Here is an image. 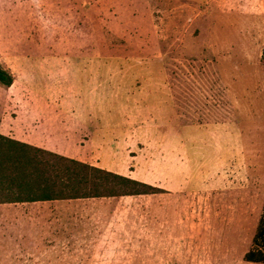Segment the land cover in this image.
Instances as JSON below:
<instances>
[{
	"label": "rangeland",
	"instance_id": "374dc122",
	"mask_svg": "<svg viewBox=\"0 0 264 264\" xmlns=\"http://www.w3.org/2000/svg\"><path fill=\"white\" fill-rule=\"evenodd\" d=\"M263 49L264 0H0L2 132L165 190L86 198L50 231L0 204V264H263L244 260L264 205ZM98 106L110 135L83 124ZM40 113L52 135H24Z\"/></svg>",
	"mask_w": 264,
	"mask_h": 264
},
{
	"label": "trees",
	"instance_id": "16d2710c",
	"mask_svg": "<svg viewBox=\"0 0 264 264\" xmlns=\"http://www.w3.org/2000/svg\"><path fill=\"white\" fill-rule=\"evenodd\" d=\"M13 81V74L0 67V82L11 86ZM163 192V188L0 133V203ZM244 260L264 264V205L252 247L245 253Z\"/></svg>",
	"mask_w": 264,
	"mask_h": 264
},
{
	"label": "crops",
	"instance_id": "0c3cea01",
	"mask_svg": "<svg viewBox=\"0 0 264 264\" xmlns=\"http://www.w3.org/2000/svg\"><path fill=\"white\" fill-rule=\"evenodd\" d=\"M104 69H106V65L104 67ZM150 98V97H148ZM162 99H164V97H162ZM168 100H170V98H168ZM151 105L157 104L156 108L157 111L159 110V106H158V101L154 102V97L153 99H151L150 102H148ZM166 104L164 102H162V111L163 113L165 112H169L168 110H166ZM99 109V117H92L91 114L88 115V118L86 120H84V126L86 127V129H90L92 131V134H105V135H110L112 133V131L108 130L107 127V123L108 120L101 114V112H105L106 109L102 106H98ZM29 118L33 121V123L30 124H26V126H24V135H28L31 132L37 133V134H45V135H52L53 133V129H52V125H49L48 122H46L44 116L42 113L38 114V115H29ZM15 119V118H13ZM4 119L2 118V123ZM112 123H114V125L116 126L117 123H119L118 119L116 117L112 118ZM2 125L0 124V133L2 135L8 136V137H12L16 140H20L22 142L43 148L40 145H36L33 142H30L28 140H24V139H20V138H15L14 136L10 135V131L9 133H4L2 132ZM16 126V125H15ZM10 128L13 129V126L11 127L10 124ZM113 129V128H112ZM90 131V132H91ZM86 198H79V199H60V200H48V201H35V202H6V203H0V204H8V205H18V206H22L24 207V217L28 218L29 220L35 219V218H40V219H48V221L44 224H46V229L44 230H48L50 231L53 227H60V225H54L53 220L51 221V219L53 217L58 218L57 220L61 219L64 221L67 218V215L69 214V208H73L76 206V204H78L77 202H80L82 200H84ZM27 219V220H28ZM30 223V221H29ZM63 226V225H61ZM47 227H50L47 229Z\"/></svg>",
	"mask_w": 264,
	"mask_h": 264
}]
</instances>
